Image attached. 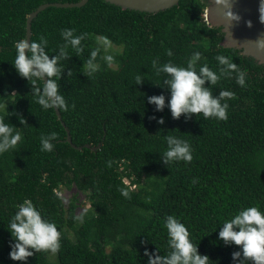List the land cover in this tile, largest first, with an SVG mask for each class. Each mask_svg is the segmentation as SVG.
<instances>
[{
	"label": "trees",
	"instance_id": "trees-1",
	"mask_svg": "<svg viewBox=\"0 0 264 264\" xmlns=\"http://www.w3.org/2000/svg\"><path fill=\"white\" fill-rule=\"evenodd\" d=\"M78 1L0 0V117L21 136L14 148L0 152V264H22L8 256V230L25 199L61 234L56 251H35L28 264H148L146 253L171 251L168 215L186 225L192 242L209 255L208 264H233L239 246L218 240L220 227L242 208L264 211V65L220 45L224 33L206 22V0H180L158 13L124 10L105 0L48 7L33 20L31 40L45 37L50 58L64 43L63 29L87 34L82 51L68 46L69 58L59 61V91L67 103L59 110L73 143L101 144L97 151L77 150L66 141L55 108L37 102L12 63L31 12L45 3ZM102 36L120 49L108 52L109 64L102 48L99 68L89 75L86 62ZM217 55L244 72L243 85ZM189 60L197 71L207 64L220 75L210 85L214 96L221 90L233 93L221 100L228 105L226 119L202 113L173 119L167 107L156 112L147 103L148 95H169L162 88L166 74L157 73L153 61L187 67ZM138 75L145 78L139 85ZM153 115L163 116L164 124ZM52 132L57 134L52 150H42L41 137ZM166 135L187 140L192 159L165 165L160 158ZM73 187L86 195L89 207L76 196L65 202L64 192ZM245 264H253L251 258Z\"/></svg>",
	"mask_w": 264,
	"mask_h": 264
},
{
	"label": "clouds",
	"instance_id": "clouds-1",
	"mask_svg": "<svg viewBox=\"0 0 264 264\" xmlns=\"http://www.w3.org/2000/svg\"><path fill=\"white\" fill-rule=\"evenodd\" d=\"M264 3V0H262ZM75 29L66 28L61 31L64 39L59 47L58 54L50 55L46 51L48 41L41 36L39 41L21 39L15 42L16 55L12 63L18 76L25 79L31 85V92L37 98V102L45 109H66L67 103L60 93L58 79L62 68L59 61L69 58L67 48L71 46L75 51H82L81 41L87 35L81 33L74 35ZM97 47L93 48L86 62L87 73H95L99 65L97 56L103 48L105 55L102 57L109 64L113 61V55L108 53L111 42L108 37H97ZM171 56V50L168 51ZM194 58H199L200 53L195 52ZM220 64L226 65L228 70L236 72L237 83H245V74L237 68V65L224 55H217ZM157 73H165L163 84L169 95L163 92L146 97L147 103L155 106L156 112H162L168 108L173 119H179L182 115L187 120L194 114L202 113L204 117L226 119L227 103H221L224 97H231L232 92L221 90L218 96H214L210 85H214L220 79V75L208 67L202 65L197 71L193 60H189L187 67L178 66L167 62L157 66L153 61ZM71 70H69V75ZM142 76L136 77V84L144 82ZM42 86H40V82ZM206 81L209 86H206ZM159 85V84H157ZM0 105V108H3ZM157 124L163 125V116H152ZM21 122H24L22 120ZM52 132L41 137L42 150L51 151L52 141L56 138ZM21 139L20 132L14 131V127L6 123L0 117V152L7 151L16 146ZM167 148L160 158L167 165L171 161H190L192 159L191 146L187 140L175 135H166ZM124 195H128L125 191ZM80 219V217H78ZM167 228L168 245L171 249L167 255H159L157 250L148 254V264H208L210 257L199 251V245L190 239L189 229L174 215L165 218ZM9 234L12 241L9 244L8 256L13 261H21L28 264V258L35 251H56L60 247V231L54 222L42 217L40 210L31 200L25 199L18 205L17 211L9 223ZM217 239L225 245L235 244L238 247L232 253L233 264H245V260L251 258L253 264H264V211L256 206L242 208L237 214L227 219L220 227Z\"/></svg>",
	"mask_w": 264,
	"mask_h": 264
},
{
	"label": "water",
	"instance_id": "water-1",
	"mask_svg": "<svg viewBox=\"0 0 264 264\" xmlns=\"http://www.w3.org/2000/svg\"><path fill=\"white\" fill-rule=\"evenodd\" d=\"M89 0L78 2H54L40 5L31 12L26 21V39L32 38V22L38 14L48 7L74 8L82 7ZM124 10H137L147 13H158L178 5L180 0H105ZM206 22L211 27L221 28L224 37L220 45L241 51L244 56L253 57L264 65V3L262 0H206ZM58 119L67 132L66 141L77 150L91 148L97 151L101 144L92 147L90 144L77 146L73 143L69 128L62 119L59 109H55Z\"/></svg>",
	"mask_w": 264,
	"mask_h": 264
},
{
	"label": "rangeland",
	"instance_id": "rangeland-1",
	"mask_svg": "<svg viewBox=\"0 0 264 264\" xmlns=\"http://www.w3.org/2000/svg\"><path fill=\"white\" fill-rule=\"evenodd\" d=\"M120 47L114 45L111 43V48L108 50L111 51V50H119ZM128 182V180H126ZM76 196L78 199H79V203H82L83 205H85V207H89V203L86 199V195L82 192H80L76 187H73V189H71L70 191H65L64 192V197H65V202L68 203V201L72 198ZM81 206V205H80ZM84 207H81L80 210H82ZM52 261H55V257L52 256L51 257Z\"/></svg>",
	"mask_w": 264,
	"mask_h": 264
}]
</instances>
